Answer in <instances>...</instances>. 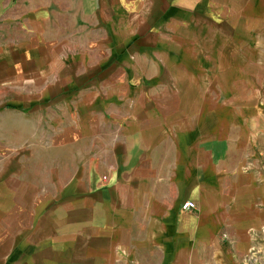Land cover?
<instances>
[{"label":"crops","instance_id":"0c3cea01","mask_svg":"<svg viewBox=\"0 0 264 264\" xmlns=\"http://www.w3.org/2000/svg\"><path fill=\"white\" fill-rule=\"evenodd\" d=\"M167 1L0 0V206L36 203L41 158L78 264L264 261V89L214 101L197 49L176 72Z\"/></svg>","mask_w":264,"mask_h":264},{"label":"rangeland","instance_id":"374dc122","mask_svg":"<svg viewBox=\"0 0 264 264\" xmlns=\"http://www.w3.org/2000/svg\"><path fill=\"white\" fill-rule=\"evenodd\" d=\"M165 19L171 27L161 28V36L181 47L172 62L181 69L176 72H190L191 49L204 53L203 59L200 53L196 54L205 65L202 72H207V67L209 72H215L214 101L223 100L224 86L231 87L235 99L264 89V0H168L165 11L163 8L154 21ZM207 50L209 55H205ZM39 160V180L32 181L39 185L36 203L0 206L2 213L12 216L13 221H22L27 233L32 234L23 247H18L7 234L10 240L2 242V261L4 264H78L63 245L68 237L61 227L53 226L52 216L61 214L67 206L61 196L47 202L48 183L42 177L44 164ZM26 177L32 180L31 174ZM30 239L34 245L29 243Z\"/></svg>","mask_w":264,"mask_h":264},{"label":"built area","instance_id":"2783aa9c","mask_svg":"<svg viewBox=\"0 0 264 264\" xmlns=\"http://www.w3.org/2000/svg\"><path fill=\"white\" fill-rule=\"evenodd\" d=\"M182 209H190V208H193V204L189 203V202H185L184 204H182ZM241 264H264V261H261V262H253V263H248V262H245V263H241Z\"/></svg>","mask_w":264,"mask_h":264}]
</instances>
